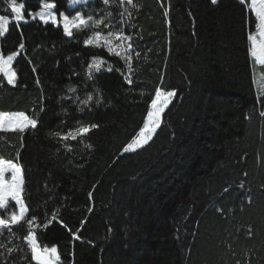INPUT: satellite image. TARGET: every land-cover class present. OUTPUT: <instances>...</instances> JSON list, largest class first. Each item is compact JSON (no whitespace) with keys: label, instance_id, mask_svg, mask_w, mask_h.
<instances>
[{"label":"trees","instance_id":"1","mask_svg":"<svg viewBox=\"0 0 264 264\" xmlns=\"http://www.w3.org/2000/svg\"><path fill=\"white\" fill-rule=\"evenodd\" d=\"M136 4L141 12L129 10L137 25L132 34H143L138 61L133 53L140 87L105 72L90 82L89 93L103 105L89 115L65 117L57 104L60 89L83 88L81 64L93 53L109 64L119 58L109 59L106 49H85L80 28L72 38L60 24L27 16L39 10V0H27L28 23L12 21L0 38L4 54L18 47L21 34L26 44L13 62L18 85L4 86L0 75V111L34 116L41 91L48 97L43 126L25 134L23 149L19 134L0 131V158L14 160L21 152L30 212L57 218L46 230L34 226L38 247L57 245L61 264H264V105L258 103L264 89L256 88L247 40L256 20L238 0H163L170 26L158 0ZM58 6L72 9L70 0H58ZM75 7L91 14L102 5L85 0ZM0 15L11 17L7 0H0ZM116 66L127 72L123 61ZM72 70L81 73L79 79ZM161 77L165 90H177L161 129L149 146L113 164L142 124ZM73 116L100 128L84 143L69 142L68 152L49 132L61 130V121L73 123ZM93 184L98 188L89 200ZM61 220L73 232L79 229L80 239L73 240ZM22 224L13 226L15 234L0 229V264H35L20 238L27 233Z\"/></svg>","mask_w":264,"mask_h":264},{"label":"snow or ice","instance_id":"2","mask_svg":"<svg viewBox=\"0 0 264 264\" xmlns=\"http://www.w3.org/2000/svg\"><path fill=\"white\" fill-rule=\"evenodd\" d=\"M238 2L240 5H247L249 17L251 13H254L255 19L258 20L255 28L258 30L259 38L253 34L247 35V40L251 42L248 53L255 59L258 65L264 66V0H250V4L248 0H238ZM98 3L102 5L99 10L93 9L91 14L76 11L75 15L71 16V18L66 14L65 10L59 9L58 0H53V2L39 0V11H27V16L32 17L33 20L38 18L44 24L51 23L53 26H59V17V20L63 21V32L68 37L75 38L72 27H79L83 32L84 38L82 43L85 49L91 48L100 51L106 49L109 59L119 58L115 61V64H109L108 59L103 58L99 55V52H96L90 58L83 59L81 68L86 74L82 81L83 88L79 85H69L66 89H60L61 95L57 100V104L60 105L61 112L65 117L69 116L72 112L89 115L92 111L103 105V100H98L94 94L89 93V89L91 87L90 82L95 83L99 79V76L105 72L119 73L123 77L124 83L130 86V88L140 87L137 80L134 79L140 73L133 70V53H135V59L138 61L141 56V52L138 51L139 41L143 40V34L141 32H137L135 36L132 34L136 30L137 25L133 23V13L129 9H135L137 12H141L143 9L137 8L136 0H98ZM158 3L161 4L163 9L164 23L170 26V7H163V0H158ZM211 3L215 5L218 3V0H211ZM7 4L12 14L11 20L8 15H0V38L5 37L10 31V23L12 21L29 22L25 19L27 0H24L22 3H18L17 0H7ZM246 23L249 24V30L251 31L252 20L246 19ZM17 27L19 28V23H17ZM86 29H90V31H85ZM25 49L26 44L23 34H21L18 47L14 50L4 54L3 49H0V75L3 77V82H6L4 86L15 88L18 85L17 72L14 70L13 62L17 60V57ZM81 55V53H77V56ZM120 61H123L127 66V72L116 66ZM28 62L32 63L31 60ZM84 65H86V68ZM105 65L108 66L105 67ZM37 71L36 67L32 68L33 73ZM70 75L79 79L81 73L72 70ZM36 84L38 87L42 85L39 76L36 77ZM165 89L166 86L163 84V77H161V84L155 86L154 95H151L147 101L146 115L143 116L142 124L133 130L134 134L122 145L119 155L113 161V164L125 154L137 153L153 142L154 137L158 134V130L162 127L166 111L169 110L170 105L177 96L175 88L171 90ZM81 91L85 95H79ZM139 95L144 97L146 94L141 91ZM47 99L48 97L42 90L39 98L40 102L36 106L38 110L34 116L26 115L24 111H0V131L19 134L21 137L20 147L23 149L26 146L23 143L25 134L38 132L43 126L42 117L47 112V104L45 103ZM258 103L264 105V98H261ZM57 115H60V113H57ZM259 115L264 117V111H261ZM247 118L245 116V119ZM58 128L61 130L49 132V139L58 141L59 147H63L68 152H71L73 149L70 147L69 142L75 141L80 144L86 140H90V134L93 133V130H98L100 124L97 122H84L73 116V123L69 124L64 120L61 121ZM86 147L90 148L92 145L88 144ZM21 160L20 151H17L14 160L0 158V217H2L0 218V229L15 234L13 226L23 227L22 222H26L27 233L20 238L26 243L27 249L31 253V261H34L35 264H61V255L59 254L57 245L44 246L40 251H37L38 240L34 226L46 230L57 218L53 214L50 219L47 217L41 219L38 211L35 213L30 212L31 205L26 203V197L24 196L26 191V175L24 166L20 162ZM6 174H10V178ZM244 175L247 176V173ZM240 187H244L243 182H241ZM97 188L98 185L93 184V190L87 192L89 200L94 199V191ZM11 202H14V205ZM249 203H251L250 200ZM9 211L10 215H7ZM93 211L92 207H88L89 213ZM218 211L221 210L218 209ZM59 222L62 227L68 228L67 223L62 220ZM81 224H84L83 220ZM68 230L71 232L73 240L80 239V236L77 234L79 229L75 232L70 228ZM249 235H251V232ZM12 252L13 249L9 247L8 253L11 254Z\"/></svg>","mask_w":264,"mask_h":264},{"label":"rangeland","instance_id":"3","mask_svg":"<svg viewBox=\"0 0 264 264\" xmlns=\"http://www.w3.org/2000/svg\"><path fill=\"white\" fill-rule=\"evenodd\" d=\"M85 0H70V7H72V9H70V10H67L66 11V14H68L69 16H70V18H71V16H73V15H75V12L76 11H80L79 9H78V7L76 8H73L75 5H77V4H79V3H81V2H84ZM18 3H22L23 2V0H19V1H17ZM248 3L250 4V0H248ZM8 10H9V8H8ZM40 10V9H39ZM38 10V11H39ZM10 11V10H9ZM87 11V10H86ZM11 14V13H10ZM253 14V16H254V18H255V14L254 13H252ZM12 15V14H11ZM9 18H11V17H9ZM32 18V17H31ZM86 18V17H85ZM256 20V19H255ZM58 22H59V24L62 26V24H63V21L62 20H59V17H58ZM256 23H258V20H256ZM77 29H79V27H72V32L73 31H75V30H77ZM250 34H253V35H256L257 36V38H259L258 37V30L256 29V28H254V30L250 33ZM249 45H250V47H251V42L249 41ZM251 59H252V65H253V68H254V80H255V85H256V88H257V90L258 91H260V90H263L264 89V66H262V65H258L256 62H255V59L253 58V57H251ZM6 175H8L9 176V178H10V174H6ZM1 218V217H0ZM41 250V248H39L38 247V249H37V251H40Z\"/></svg>","mask_w":264,"mask_h":264}]
</instances>
